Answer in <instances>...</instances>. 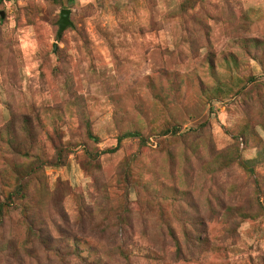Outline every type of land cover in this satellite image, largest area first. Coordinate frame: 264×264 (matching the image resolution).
Here are the masks:
<instances>
[{"label":"rangeland","instance_id":"rangeland-1","mask_svg":"<svg viewBox=\"0 0 264 264\" xmlns=\"http://www.w3.org/2000/svg\"><path fill=\"white\" fill-rule=\"evenodd\" d=\"M0 264H264V0H0Z\"/></svg>","mask_w":264,"mask_h":264},{"label":"water","instance_id":"water-1","mask_svg":"<svg viewBox=\"0 0 264 264\" xmlns=\"http://www.w3.org/2000/svg\"><path fill=\"white\" fill-rule=\"evenodd\" d=\"M70 10L64 9L60 12V20L58 22V33H57V37L60 38L62 33L71 26V21L69 20V16H70ZM57 45L55 44L54 46V51L57 50Z\"/></svg>","mask_w":264,"mask_h":264},{"label":"trees","instance_id":"trees-1","mask_svg":"<svg viewBox=\"0 0 264 264\" xmlns=\"http://www.w3.org/2000/svg\"><path fill=\"white\" fill-rule=\"evenodd\" d=\"M139 135L137 133H127L118 138V144L120 145L123 141L128 140L130 138H137ZM116 150V149H114ZM114 150H110V152H115Z\"/></svg>","mask_w":264,"mask_h":264}]
</instances>
